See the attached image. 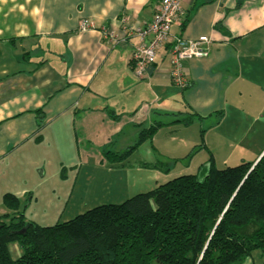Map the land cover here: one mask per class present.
Instances as JSON below:
<instances>
[{"label":"crops","instance_id":"crops-1","mask_svg":"<svg viewBox=\"0 0 264 264\" xmlns=\"http://www.w3.org/2000/svg\"><path fill=\"white\" fill-rule=\"evenodd\" d=\"M159 1L0 0V215L11 213L4 194L31 200L68 150L96 164L127 146L118 135L155 124L178 131L223 102H264V0H181L171 36L209 39L206 57L184 63L185 90L171 83L163 49L143 77L133 72L131 29ZM82 20L92 27L80 30Z\"/></svg>","mask_w":264,"mask_h":264},{"label":"trees","instance_id":"trees-1","mask_svg":"<svg viewBox=\"0 0 264 264\" xmlns=\"http://www.w3.org/2000/svg\"><path fill=\"white\" fill-rule=\"evenodd\" d=\"M2 202L11 213L0 216V264H242L256 255L264 264V150L224 169L209 159L195 175L51 226L27 221L14 195Z\"/></svg>","mask_w":264,"mask_h":264},{"label":"rangeland","instance_id":"rangeland-1","mask_svg":"<svg viewBox=\"0 0 264 264\" xmlns=\"http://www.w3.org/2000/svg\"><path fill=\"white\" fill-rule=\"evenodd\" d=\"M181 124H176L178 131L155 124L135 138L118 135L115 144L127 146L104 152L96 164L85 160L86 150L80 156L66 151L62 169L20 204V212L27 221L51 226L100 205L120 204L176 177L195 175L209 159L216 169L253 162L264 148V102H223L210 117ZM9 252L17 258L21 251L11 244Z\"/></svg>","mask_w":264,"mask_h":264},{"label":"built area","instance_id":"built-area-1","mask_svg":"<svg viewBox=\"0 0 264 264\" xmlns=\"http://www.w3.org/2000/svg\"><path fill=\"white\" fill-rule=\"evenodd\" d=\"M180 5L181 0H160L150 22L141 28L131 29L139 43L132 49L131 64L135 75L141 78L155 64L159 50L163 49L169 59L171 83L185 90L189 83L184 73V63L206 57L209 39L201 36L195 40H186L171 36L172 27L180 23ZM90 27L92 25L86 20L79 23L80 30ZM109 37L112 38L113 34L109 33Z\"/></svg>","mask_w":264,"mask_h":264}]
</instances>
